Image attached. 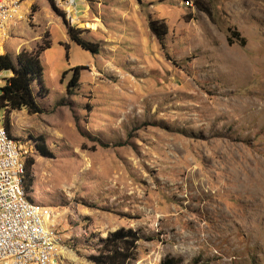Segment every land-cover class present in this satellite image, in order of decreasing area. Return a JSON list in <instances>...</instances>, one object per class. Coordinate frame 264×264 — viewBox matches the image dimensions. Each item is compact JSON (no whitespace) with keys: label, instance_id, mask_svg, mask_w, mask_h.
Listing matches in <instances>:
<instances>
[{"label":"rangeland","instance_id":"obj_1","mask_svg":"<svg viewBox=\"0 0 264 264\" xmlns=\"http://www.w3.org/2000/svg\"><path fill=\"white\" fill-rule=\"evenodd\" d=\"M205 1L211 16L182 0H25L9 27L2 55L51 44L43 113L1 111L0 128L52 211L54 264H92L90 245L122 228L142 237L136 264H264V0Z\"/></svg>","mask_w":264,"mask_h":264},{"label":"built area","instance_id":"obj_2","mask_svg":"<svg viewBox=\"0 0 264 264\" xmlns=\"http://www.w3.org/2000/svg\"><path fill=\"white\" fill-rule=\"evenodd\" d=\"M25 0H0V56L9 27ZM1 70V63H0ZM27 165L19 140L0 128V264H54L61 242L52 211L29 197Z\"/></svg>","mask_w":264,"mask_h":264},{"label":"trees","instance_id":"obj_3","mask_svg":"<svg viewBox=\"0 0 264 264\" xmlns=\"http://www.w3.org/2000/svg\"><path fill=\"white\" fill-rule=\"evenodd\" d=\"M142 3V0H138ZM186 5L194 3L195 7L208 16L211 11L205 0H182ZM150 31L162 40L167 34V26L164 22L150 20ZM79 31L70 27L68 30L69 38L72 42L80 46L83 50L92 54L99 53V45L88 42L78 35ZM48 42L39 46L36 50L22 49L17 58L11 54L0 56L1 70L11 74L5 79L3 86L0 87V112H10L13 110H27L32 114L43 113V109L37 101L34 83L36 80L41 84L43 76L42 54L50 48ZM82 66L73 69V75L67 85V94L74 95L75 90L79 86L80 70ZM46 91L41 87V92ZM47 92V91H46ZM8 130V127L6 126ZM36 147L41 155L49 157V150L46 140L43 136L36 138ZM27 168L29 169V165ZM27 187L33 183V178L29 170L26 175ZM142 239L139 231L132 228L119 229L109 233L106 237L98 238V241L90 245L94 249V253L88 256V261L92 264H136L138 261V243ZM160 264H183L180 257L166 256L161 260Z\"/></svg>","mask_w":264,"mask_h":264},{"label":"crops","instance_id":"obj_4","mask_svg":"<svg viewBox=\"0 0 264 264\" xmlns=\"http://www.w3.org/2000/svg\"><path fill=\"white\" fill-rule=\"evenodd\" d=\"M127 1V0H126Z\"/></svg>","mask_w":264,"mask_h":264}]
</instances>
